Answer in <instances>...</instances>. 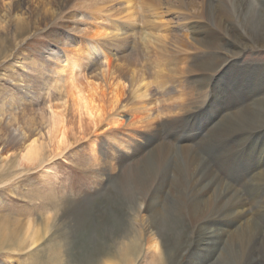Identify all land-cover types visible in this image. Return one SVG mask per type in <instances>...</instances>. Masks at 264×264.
I'll return each instance as SVG.
<instances>
[{"label":"rangeland","instance_id":"374dc122","mask_svg":"<svg viewBox=\"0 0 264 264\" xmlns=\"http://www.w3.org/2000/svg\"><path fill=\"white\" fill-rule=\"evenodd\" d=\"M13 1L0 0V110L6 113L17 110L20 117L23 109L25 113L36 112L40 118L44 114L49 118L57 110L62 111L64 86L72 76L70 70L62 77L58 76L65 51L70 49L72 42L80 39L82 30L87 28L84 23L89 20L83 10L76 7L55 20L49 19L51 22L46 26L42 6L49 7L50 0H36L42 5L39 9L32 5L33 13L26 8L13 11ZM122 1L110 0L103 6L108 8V17L100 24L107 29L108 36L100 46V55L91 63L82 62L83 74L78 76L79 79L98 81L100 72L109 65L113 69L120 66L128 76L135 72L143 75L150 88L147 102L153 103L157 118L154 126L159 127L161 137L156 139L155 146L146 147L145 151L149 148L146 152L143 150L142 157L143 151L137 156L136 168L144 170L143 160L159 146H171L177 154L182 145H187L221 182L239 192L248 208V216L254 218L255 224L264 231V183L257 181L255 176L264 170V112L261 120L250 122L230 118L231 113L241 114L253 108L256 102L264 101V41L260 47L241 51L238 47L237 56L229 53L237 52L236 42L227 44V49L207 50L195 61L219 65L217 73L188 74L185 71L197 53H175L190 40L186 19L182 20L181 15L196 13V8H201L198 3L201 0H143L147 2L146 6L140 0H134L139 19L136 30L129 28L127 32L122 29L127 30V25L120 26L124 20L120 19L123 15H119L118 10L123 11L126 6ZM183 1L188 5L183 4L187 7L180 8ZM214 4L220 10L233 11L232 0L214 1ZM18 15L25 29L21 34H16ZM10 17L14 24L10 23ZM148 21L153 23L146 25ZM154 23L159 25L158 32L152 27ZM154 35L162 37L164 43H159ZM217 36L228 40L224 35ZM125 56L129 59L125 60ZM77 74L76 68L74 75ZM125 85L124 105L130 110L135 106L133 90L129 83ZM181 97L183 105L190 107L182 111L174 108L176 113L172 105L181 104ZM178 117H181L179 122L166 125L169 119ZM7 118L9 113L0 117V123ZM42 125L40 120L38 131L41 134L35 132V138L29 142L34 139H38L39 144L48 141V125ZM99 135L98 132L76 142L70 139L68 149L59 155L52 156L49 146L46 159L30 168L20 164L18 154L22 148L15 154L0 153V225L16 230L17 234L13 240L0 238V264H227L222 258L232 256L229 252L232 225L227 229L221 226V230L225 229L220 231L224 233L223 239L211 236V242L204 245V238H207L204 232L185 227L172 207V216L182 230L179 236L168 234V239L174 241L173 246L158 256L146 248L144 239L139 241L136 234L139 238L143 235L137 224L139 209H134L133 197L126 196L124 183L114 181L111 184L104 175V167L98 166L91 155L89 145L100 139ZM134 140L139 139L136 136ZM183 140L188 142L182 143ZM103 145V150L107 151L108 147ZM170 165L167 180L171 187L176 160ZM133 166V162L126 165L127 174L124 173L122 178L130 175ZM157 187L155 182L149 189L151 194H159ZM211 220L224 225L227 219L216 216L208 221ZM164 224L168 225V222ZM233 228L236 231L238 226ZM29 229L30 234H27ZM35 230H39L41 239L33 245L31 240ZM237 253L233 255L237 256ZM260 257L264 258V253Z\"/></svg>","mask_w":264,"mask_h":264},{"label":"bare ground","instance_id":"6f19581e","mask_svg":"<svg viewBox=\"0 0 264 264\" xmlns=\"http://www.w3.org/2000/svg\"><path fill=\"white\" fill-rule=\"evenodd\" d=\"M140 1V3L143 2V5H147V2L143 0ZM214 1L225 0H201V2H198L201 8L197 7L196 13L186 14L184 12V14L181 15L183 16L181 17L182 20L186 19L185 24L188 26L187 31L190 40L187 41L185 45H182V47L180 46L177 48L175 53H197V55L194 56L195 58L192 56V65L190 64V67L185 71L188 74L201 72L217 73L219 65L213 62L195 61V59L201 57V54L207 50H213L217 47L219 50H223L226 48L227 44L236 42L238 46L235 50H237V52H228L237 56L239 54L238 47L240 51L249 47H260V44H262L261 42L264 41L263 1L232 0V12L218 9ZM108 2H110V0H50V2H48L50 4L49 7L46 5L42 6V10L45 13V18H43L46 21V26L51 22L49 19L55 20L67 10H71L72 8L76 9V7H79L78 10H83L84 16L87 17L89 21L84 23L87 25V28L82 30L80 39L72 42L70 49L65 51V59L62 62L61 69L58 70L59 77H62L68 70L72 71L70 81L64 86L63 97L65 101L60 107L62 111L59 109L60 111L57 110L58 112L52 113L49 118H47L48 116L46 117L45 114L40 118L36 115V112L25 113L23 109L20 117L18 116L17 110H11L7 113L4 110H0V117L9 113V118L2 120L0 123V153L13 152V154H15V152H18L22 148L18 154L21 159L20 164L21 166L25 165L30 168L46 159L45 154L49 146L53 151V155L51 154L52 156L59 155L68 149L70 146V139L76 142L91 137V135L95 136V134L99 132L101 138L97 139L98 141L95 139L89 145L91 155L98 166L104 167L103 172H106L104 175L108 176L109 182L111 184L114 181H117L116 183H124V186H126V191H124L126 192V196L133 197L134 206L136 205L134 209H139V215L136 218L137 224L140 227V234L143 235V237L139 238L137 234L136 236L139 241L143 239L146 241V248L148 250L154 251L157 255H162L167 249L173 246L174 241L173 239H168V234H172V236H179L182 234L180 225L172 216V211L170 210L172 207L175 210L174 213L179 217L177 218L182 221L185 227H192V229L194 228L195 230L200 229V231L204 232L207 237L204 238L206 241L204 245L211 240V236L214 238L216 237V239L221 236V239H223L224 233L220 231L232 225L231 230L228 229L233 231L231 232L232 239L231 245L229 246V252L232 253V256L230 259L225 258L226 256L223 258L221 257L225 259V262L227 261V264H231L232 262L234 264H264V258L260 257L264 253L263 228L261 229L258 227L255 224L254 218L248 216V208L244 200L240 197L239 192L224 182H221L206 162L198 157L191 147L182 145V147L178 149L177 154H175V148L172 149L171 146L167 147L164 145L161 147L159 146L155 149L154 153H150L147 155L148 158L146 157L145 160H143L144 170L136 168L138 155L146 147L155 146L156 139H160L161 137L159 127L157 125V128L154 126V122L157 121V118L154 116L153 103L147 102L150 88L145 82V77L137 72L128 76L126 74L127 71L124 72V69H120V66L117 65V67L113 69V67L109 65L106 66L107 68L105 70L100 72L101 77L98 78V81L90 80V78L85 80L79 79L78 76H82L83 74L84 64H82V62L88 61L91 63L96 56L100 55V46L108 36L107 29L100 24V22H104L108 17V8L103 7L106 6ZM122 2L126 6L123 11L118 10L119 15H123L120 19L124 20V23L120 24V26L124 27L127 25V30L122 28L126 32L129 28L134 31L137 27L136 20L139 19L137 18V4L134 3V0H123ZM37 3L36 0H14L12 5L13 11L23 10L24 8L31 10L32 5H37L39 9L42 4L40 5V3ZM183 4L188 5L187 2L183 1L180 3V8L187 7ZM199 5L196 4V6ZM189 6H192V4ZM188 11H191V9ZM31 13H33L32 10ZM17 19L15 24L16 34H21L25 30L24 24L19 20V15ZM40 20L43 19L39 18V21ZM11 22L13 23V19L10 17V23ZM150 23H153V21H148L146 25H150ZM212 26L214 29H212ZM152 27L154 31L159 29V25L155 23ZM148 28L151 27L149 26ZM156 35H154V37ZM217 35H224L227 37V42ZM177 36L179 38L180 35ZM185 36L187 35L185 34ZM155 39L159 43H164L163 38L160 36L155 37ZM127 58L126 56L124 57L125 60L129 59ZM76 68L78 74L74 75ZM125 83H129L133 90L132 101L135 106L130 110L124 105V100L126 98ZM182 100L181 97V100H179L181 104H173L172 109L175 108L178 111L184 110L187 106L183 105ZM256 103L253 108L243 113L240 110L241 114H235L232 111L233 114L231 113L230 118L246 122L257 119L261 120V113L264 112V101L258 104ZM56 107H58V105ZM189 107H187V109H189ZM177 110L175 111L176 113H178ZM174 111L172 110V115ZM50 112H52V110H50ZM127 112L129 113L127 114ZM40 120L43 122V125H48L47 134L49 139L46 143L40 144L38 143V139L29 142L34 137L35 132L39 130L40 127L38 128V122ZM180 120L181 117L169 119L166 125H172ZM227 123L229 124V120ZM143 129L149 131L146 133L143 131L142 133ZM150 129L152 131H150ZM14 133L18 134L16 135ZM136 136L137 139H139L137 141L134 140ZM89 141L90 140H88V142ZM26 142H29V144L26 145ZM187 142V140L182 141V143ZM103 144L108 147L107 151L103 150ZM144 151L141 153L140 157L145 154L146 151ZM106 152H108V154ZM106 154L108 155L107 157ZM173 160H176L177 165L174 166L176 170L173 173V179L170 181V187L167 179H169L170 176V164H172ZM130 162L134 164L131 170H129L130 175L127 178L126 176L122 178L126 170V165ZM125 174H127V172ZM255 176L257 177V181L259 180V182L261 181L264 183L263 169ZM155 182L156 185H158L156 192L159 194L154 192L156 194L153 195L149 189H151ZM140 203L142 206H137ZM263 209L264 206H262V210ZM216 216L221 219H227L224 225L214 223V219L211 220V222L208 221ZM165 221L168 222V225L164 224ZM205 221L209 223L205 224ZM1 225L0 238H4L3 240H13L14 235H17L15 234L16 230H8L7 227ZM6 225L8 224L6 223ZM221 226H224L225 229L221 230ZM235 226H238L236 231H234L235 229L233 228ZM130 230L126 232L130 233ZM27 234H30V229L27 231ZM40 239L41 235L39 230H35L31 240L33 245L37 244ZM258 250L262 253H259ZM235 252L239 254L237 253V256H234L233 253ZM255 255L257 257H255Z\"/></svg>","mask_w":264,"mask_h":264}]
</instances>
